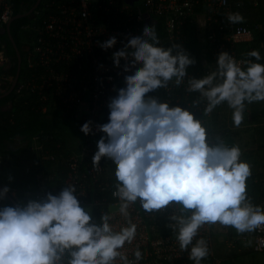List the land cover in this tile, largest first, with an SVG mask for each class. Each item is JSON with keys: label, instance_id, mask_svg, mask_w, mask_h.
<instances>
[{"label": "clouds", "instance_id": "9594fccd", "mask_svg": "<svg viewBox=\"0 0 264 264\" xmlns=\"http://www.w3.org/2000/svg\"><path fill=\"white\" fill-rule=\"evenodd\" d=\"M227 20L242 24L245 17L229 12ZM117 42L112 36L97 44L107 51ZM122 43L110 59L122 69L118 75L124 86H113L108 122L93 127L88 120L80 131L85 136L103 134L92 165L96 168L102 159L115 165L112 196L126 226L114 228L107 212L97 221L92 206H82L73 183L37 197L18 196L6 184L0 188V264H139L144 258L139 246L132 260L122 251L136 236L128 209L137 203L146 213L172 209L167 227L194 264L209 255L208 241L197 238L203 226L219 224L238 235L264 226V206L248 196L251 165L241 158L239 146H229L220 137L212 142L203 119L195 115L202 102L203 115L226 104L239 126L248 105L264 102L260 51L247 52L250 59L243 61L221 51L215 70L197 79L189 76L196 60L182 44L162 45L155 24ZM186 78V91L199 94L190 105L148 95L170 83L179 87ZM10 193L14 203L7 202Z\"/></svg>", "mask_w": 264, "mask_h": 264}, {"label": "built area", "instance_id": "2783aa9c", "mask_svg": "<svg viewBox=\"0 0 264 264\" xmlns=\"http://www.w3.org/2000/svg\"><path fill=\"white\" fill-rule=\"evenodd\" d=\"M243 3V0H143L138 4L129 0L40 2L41 5L33 11H37L35 25L23 24L19 31L26 41L21 42L19 36L24 54L22 73L13 90L15 102L32 96L36 100L32 109L41 113H47L54 105L59 106L64 117H73L76 121L78 133L68 137L65 150L62 149V139L49 133L35 134L27 149L11 157L10 163L5 154H0V176H4L9 166L26 175L35 169L34 184L24 189L33 197L45 191L58 193L57 185L50 187V183L62 177V185H76L82 206L90 205L93 209L97 205H107L114 228L118 230L126 226V220L119 212V202L112 196L114 186L109 180V177L115 178V165L106 159H102L96 168L92 165L96 142L103 134L85 136L80 131L88 120L94 122L93 127L108 122L107 103L108 98L115 95L113 86H124L123 76L118 75L122 69L114 67L110 59L112 52L123 46L127 36L141 35L145 25L155 24L160 42L165 47L171 41L183 47L188 42L204 47L197 58L190 54L196 63L189 69V76L203 78L211 72L221 51L243 61L250 58L242 56V44L260 39L264 46V22H249L245 18L242 24H231L227 20L229 12H240L244 16L241 11ZM142 5L143 10L139 7ZM257 5L255 0L254 6ZM15 15V0H0L1 94L9 90L16 75L12 71L13 56L8 50L11 41L7 32L2 33ZM112 36L118 41L114 48L105 51L98 46L97 41L104 42ZM200 62L202 71H199ZM186 87L187 78L179 87L170 83L167 89L148 95L190 105L199 94L187 92ZM12 103L10 101L7 107L10 108ZM204 106L202 102L195 115L206 123L213 112L203 115ZM10 122L16 123L15 115ZM209 139L214 142L211 137ZM33 156L36 161L31 158ZM20 163H24L23 168H19ZM59 166L63 169L62 174L55 171ZM128 212L132 223L137 226L135 239L122 249L130 260L134 259L133 252L139 246L144 257L139 264H194L188 259V253L180 250L171 228L167 227L171 223V208L146 213L137 203L130 205ZM218 225H205L199 230L197 238L204 237L209 247V255L201 264H222L217 261L214 250L213 234ZM252 247L254 252L264 253V226L255 231ZM116 264L123 262L117 260Z\"/></svg>", "mask_w": 264, "mask_h": 264}, {"label": "trees", "instance_id": "16d2710c", "mask_svg": "<svg viewBox=\"0 0 264 264\" xmlns=\"http://www.w3.org/2000/svg\"><path fill=\"white\" fill-rule=\"evenodd\" d=\"M25 0H15V12L16 14H21L22 12V5ZM35 1V0H34ZM42 0L41 2H43ZM255 0H243V6L241 7V11L244 14L245 18L249 22H264V0H256L258 2L257 6H254ZM41 5V4H40ZM28 16H23L20 18H17L12 22L11 25V32L12 35L22 53V45L20 42L19 37V31L23 24H26ZM251 44V45H250ZM245 43L242 44L240 47V51H244L242 53V56L247 57L245 54L250 50L252 47V50L257 49V46L261 44L260 39H256L251 43ZM170 46V45H169ZM184 48L188 50L187 52L189 54H194V57L197 58L198 54L202 51H204V47L197 44H191L190 42L186 43ZM8 50L9 53L13 56V62L14 65L12 67V71L14 74L17 73V67H18V59L15 47L11 42L8 43ZM260 54L262 58H264V49H260ZM260 63H264V59L260 61ZM201 62L198 64L200 65L199 71L203 70V67L201 66ZM211 71H214L216 68V65L212 67ZM22 73V71H21ZM0 95H2L0 93ZM15 91H12L9 95L0 97V154L4 153L6 160L9 162V157L15 156L17 153L22 152L27 149V145L30 141V139L37 133L43 132V133H49L54 135L55 137H58L62 139L63 147L62 149H67L68 144V137H72L74 134L78 133V127L76 126V121L73 119V117H64L62 115V112L59 109V106H53L52 109H50L47 113H41L37 112L34 109H32V106L36 104V100L32 96L25 97L24 99L21 98V100L15 102ZM13 102L12 106L10 108L7 107L9 102ZM226 104L218 106L212 113V115L208 118V122L205 123V126L208 128L209 132V138L214 139V142L216 141L217 137L222 138L226 144L229 146H239L238 145V138L241 137V126H244L249 121L247 118V114H249V106L246 107L244 112V120L239 126H235L232 120V115L229 119H226L225 116H227V109ZM255 112L253 113V118L255 117L254 123L256 124L253 128L254 132L259 134L258 140L259 145L264 146V126L262 124L263 122V116H264V106L262 108L254 109ZM15 115L16 123H11L10 119ZM260 115V116H259ZM249 123V122H248ZM249 128V127H248ZM19 140L23 145L15 146L16 141ZM261 140V141H260ZM263 140V141H262ZM54 150H57L56 147H53ZM241 149V148H240ZM241 152L243 150L241 149ZM245 153V152H244ZM247 153V152H246ZM246 155L249 156V153ZM264 156V154H263ZM34 161H36V157L33 156ZM11 159V158H10ZM262 159L261 162H257V166H264V159L256 157L255 161ZM10 163V162H9ZM24 163L19 164V168H23ZM53 166V165H52ZM63 169L57 167L55 171L57 173H61ZM35 169L29 174H24L20 169L16 171V168H13L11 166L7 167L4 172V176L6 177V184L9 185L10 188H17L18 196H23L25 194L24 189L28 188L30 184H34L35 181ZM13 177V180L11 183H9L8 177ZM62 177L57 178L59 181L51 182L50 187L57 185L59 188V191L61 190V187L63 186L61 183ZM0 176V182L1 181ZM26 180V181H24ZM109 180L112 181L113 186L116 183L115 178L109 177ZM5 184V185H6ZM248 185V196L251 197L253 204L261 205L263 206V200H264V171L258 172V173H252V176L248 178L247 180ZM49 186V185H48ZM57 191V192H59ZM111 200V197L109 198ZM8 203H12L11 201H7ZM108 212V206L107 205H97L93 208V214L94 218L98 221L101 214ZM254 234L253 233H245L244 235L246 238L252 237V244L254 240ZM244 239V240H245ZM252 246V245H251ZM252 251L253 247H251ZM257 253V252H256ZM264 254V253H263ZM208 263H211V260L208 259ZM226 261H222V264H226ZM264 264V261L262 262Z\"/></svg>", "mask_w": 264, "mask_h": 264}, {"label": "rangeland", "instance_id": "374dc122", "mask_svg": "<svg viewBox=\"0 0 264 264\" xmlns=\"http://www.w3.org/2000/svg\"><path fill=\"white\" fill-rule=\"evenodd\" d=\"M140 9H144L143 5L139 6ZM26 11V5H22V12ZM37 12V11H36ZM36 12L29 13L27 17V24L29 26H34L37 17H35ZM27 13V12H26ZM22 32L19 34L21 36V42H25L26 39L24 38ZM264 49L263 45L257 46V49ZM244 53V51L242 52ZM249 106V114H247L248 122L244 126H241V137L238 138V145L239 148L243 150L242 152V159L247 161L252 167V173H258L264 171V166H257V162H261L262 159L258 161L256 157L264 159V146L259 145V134L255 133L253 128L256 124L254 123L255 117L253 118V113L255 112L254 109L262 108L264 106V102L261 103H253ZM227 109V116L226 119H229L232 115V110L226 106ZM260 116V115H259ZM264 126V116L263 122ZM249 127V128H248ZM75 136V135H74ZM261 141V140H260ZM263 141V140H262ZM20 145L19 140L16 141L15 146ZM245 152V153H244ZM249 153V156L246 155ZM262 163V162H261ZM26 181V180H24ZM15 189H17L15 187ZM15 189H11L12 191H16ZM17 192V191H16ZM264 201V200H263ZM264 206V203H263ZM245 235H238L233 228H225L221 225H218L216 228L215 233L213 234L214 240V250L216 251V259L217 261H226V264H262L264 261V254L263 253H256L253 252L251 249L252 245V237L245 239ZM245 239V240H244Z\"/></svg>", "mask_w": 264, "mask_h": 264}, {"label": "water", "instance_id": "95a60500", "mask_svg": "<svg viewBox=\"0 0 264 264\" xmlns=\"http://www.w3.org/2000/svg\"><path fill=\"white\" fill-rule=\"evenodd\" d=\"M131 3L133 4H138V3H141L143 2V0H129ZM41 0H37L36 4L32 7V9H30V11H28L27 13H24V14H17L14 16L13 20L7 25L6 28L2 29V33L4 32H7L9 38H10V41L11 43L13 44V46L15 47V50H16V54H17V59H18V67H17V73L15 75V79H14V82L12 83L11 87L9 88L8 91H6L5 93H3L2 95H0V97H4V96H7L9 95L15 88L16 84H17V81H18V78L20 76V73H21V68H22V53L12 35V32H11V24L14 20H16L17 18H20V17H23V16H28L29 13H32L35 8L38 7V5L40 4ZM4 185L3 183L0 182V188H2ZM9 201H11L12 203H14V200L12 198V195L11 193L9 194Z\"/></svg>", "mask_w": 264, "mask_h": 264}, {"label": "flooded vegetation", "instance_id": "af4514ba", "mask_svg": "<svg viewBox=\"0 0 264 264\" xmlns=\"http://www.w3.org/2000/svg\"><path fill=\"white\" fill-rule=\"evenodd\" d=\"M36 2H37V0H35V1L34 0H25L23 4L26 5V11L21 13V14H24V13L30 11V9H32V7L36 4Z\"/></svg>", "mask_w": 264, "mask_h": 264}, {"label": "crops", "instance_id": "0c3cea01", "mask_svg": "<svg viewBox=\"0 0 264 264\" xmlns=\"http://www.w3.org/2000/svg\"><path fill=\"white\" fill-rule=\"evenodd\" d=\"M19 143H20V145H23V144L21 143V141H20ZM2 154H4V153H2ZM10 158H11V157H9V159H8L9 161H10ZM1 179H2L1 181H2L3 185H5V184H6V177H5V176H1ZM31 186H32V184H30V185L28 186V188L31 187ZM11 189H15V188H11ZM25 189H26V188H25ZM15 190L18 192V189H15Z\"/></svg>", "mask_w": 264, "mask_h": 264}]
</instances>
